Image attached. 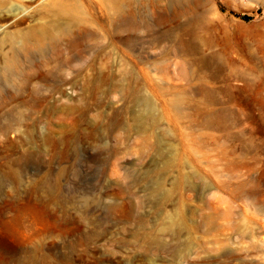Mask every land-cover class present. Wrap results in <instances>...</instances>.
I'll list each match as a JSON object with an SVG mask.
<instances>
[{
	"label": "rangeland",
	"instance_id": "obj_1",
	"mask_svg": "<svg viewBox=\"0 0 264 264\" xmlns=\"http://www.w3.org/2000/svg\"><path fill=\"white\" fill-rule=\"evenodd\" d=\"M207 1L229 51L222 73L195 65L183 80L185 56L160 40L168 26L144 0L131 46L115 42L111 68L97 66L108 79L50 81L63 94L23 114L21 132L5 131L15 118L0 111V224L24 207L60 224L42 244L46 262L28 263L34 243L0 234V264H264V0ZM49 3L0 0V39L47 21ZM204 50L219 48L208 39ZM135 92L155 124L140 120ZM171 217L173 235L162 232Z\"/></svg>",
	"mask_w": 264,
	"mask_h": 264
},
{
	"label": "bare ground",
	"instance_id": "obj_2",
	"mask_svg": "<svg viewBox=\"0 0 264 264\" xmlns=\"http://www.w3.org/2000/svg\"><path fill=\"white\" fill-rule=\"evenodd\" d=\"M140 1L144 0H50L44 7L47 21H39L32 28L17 31L6 40L0 39V111L4 114L9 111L15 118L4 130L21 132L23 124L20 117L23 114L48 110L50 101L57 94H63L60 87H49L50 81L68 84L108 79L104 73L97 75V66L103 60V69L111 68L115 42L131 46L128 34L144 26L141 8L136 5ZM145 1H153L157 5L159 25L168 26L160 40L173 43L175 54L185 56L177 63L178 75L183 80L189 81L196 75L195 65L211 70V74L222 73L223 58L229 51L224 40L217 35L221 29L220 19L211 20L206 16L211 11L207 0ZM182 17H185L184 21H181ZM208 39L219 48L217 52H205ZM72 69L73 73H69ZM165 71V66L159 69L160 73ZM36 80L39 82H34ZM139 94L135 92L134 95L141 110L146 112L140 120L143 122L147 117L155 124L151 100ZM8 99L15 104L10 105ZM35 126V122L27 126L30 131L26 136L27 144L33 141ZM168 165L165 164L164 168ZM157 189L160 190L161 186L158 185ZM23 220L29 223L28 226L23 224ZM179 224L176 217H171L162 232L173 235ZM59 227L57 220L47 224L34 208L24 207L17 210L16 217L0 224V234L11 237L18 244L34 243L29 250L28 263H33L40 254V259L46 262L48 257L42 252V244L59 234ZM8 249L0 246L3 253ZM106 254L114 255L109 250ZM65 264L73 262L66 259Z\"/></svg>",
	"mask_w": 264,
	"mask_h": 264
},
{
	"label": "trees",
	"instance_id": "obj_3",
	"mask_svg": "<svg viewBox=\"0 0 264 264\" xmlns=\"http://www.w3.org/2000/svg\"><path fill=\"white\" fill-rule=\"evenodd\" d=\"M236 17L241 18V19L244 20V21H250V20L253 19V17L248 16V15H243V16H241V15H236Z\"/></svg>",
	"mask_w": 264,
	"mask_h": 264
}]
</instances>
